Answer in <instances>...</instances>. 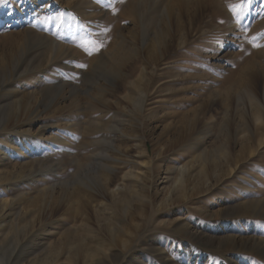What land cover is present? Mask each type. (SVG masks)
<instances>
[{
    "label": "rangeland",
    "instance_id": "1",
    "mask_svg": "<svg viewBox=\"0 0 264 264\" xmlns=\"http://www.w3.org/2000/svg\"><path fill=\"white\" fill-rule=\"evenodd\" d=\"M0 258L264 264V0L0 3Z\"/></svg>",
    "mask_w": 264,
    "mask_h": 264
},
{
    "label": "snow or ice",
    "instance_id": "2",
    "mask_svg": "<svg viewBox=\"0 0 264 264\" xmlns=\"http://www.w3.org/2000/svg\"><path fill=\"white\" fill-rule=\"evenodd\" d=\"M6 0H0V3H5ZM120 2H123V0H120ZM252 0H248V3L251 4ZM237 6H233V10H235ZM111 11L113 14H116L119 9L116 8L114 5L111 6ZM63 14L61 13V16ZM59 17H48L47 19L49 20H53V19H58ZM125 23H127V21H125ZM57 28L61 27L60 24H57L56 25ZM111 29L110 28H104L102 29V32L103 33H107L109 32ZM260 45H256V47H259ZM81 47L83 48H86L87 52L89 55H92L93 53H99L101 51L102 48L105 47V44L103 41L99 40V39H96V38H91V39H85L83 41V43L81 44ZM78 67L80 68H87V65L86 64H80L78 65Z\"/></svg>",
    "mask_w": 264,
    "mask_h": 264
},
{
    "label": "bare ground",
    "instance_id": "3",
    "mask_svg": "<svg viewBox=\"0 0 264 264\" xmlns=\"http://www.w3.org/2000/svg\"><path fill=\"white\" fill-rule=\"evenodd\" d=\"M156 42L157 43H164L163 42V40L161 39H156ZM152 50H155L154 48L152 49ZM249 83L251 82H253V78L252 77H250L249 76ZM248 83V84H249ZM254 83V82H253ZM255 84V83H254ZM35 111H32V114L34 113ZM35 117V116H34ZM36 120V118H31V119H28V120H25V119H17V120H15V122H14V124H13V126L15 127V129L16 128H19V127H22V126H25V125H28V129H26L27 131H30L31 130V127L29 126V125H31L32 126V123L34 122ZM27 128V127H26ZM12 129V128H11ZM115 182V181H114ZM111 183H107V186H106V190H108L109 192H113V193H115L116 192V190L115 189H111ZM147 185V184H146ZM116 186V185H115ZM120 187V186H119ZM150 187V186H149ZM117 188V187H116ZM122 189V188H121ZM108 192V193H109ZM113 193H111V195L113 194ZM118 193V192H117ZM115 195V194H114ZM116 196V195H115ZM93 198V197H92ZM2 258V257H1ZM1 258H0V264H10V263H6L5 261H3V260H1Z\"/></svg>",
    "mask_w": 264,
    "mask_h": 264
}]
</instances>
